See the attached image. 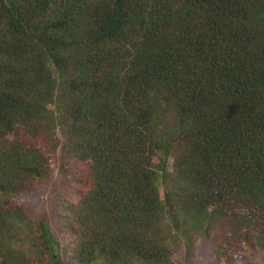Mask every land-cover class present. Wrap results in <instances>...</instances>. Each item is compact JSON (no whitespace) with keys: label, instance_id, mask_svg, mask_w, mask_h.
<instances>
[{"label":"trees","instance_id":"1","mask_svg":"<svg viewBox=\"0 0 264 264\" xmlns=\"http://www.w3.org/2000/svg\"><path fill=\"white\" fill-rule=\"evenodd\" d=\"M71 159L78 264H173L166 218L263 250L264 0H0V264H61L15 201Z\"/></svg>","mask_w":264,"mask_h":264},{"label":"rangeland","instance_id":"2","mask_svg":"<svg viewBox=\"0 0 264 264\" xmlns=\"http://www.w3.org/2000/svg\"><path fill=\"white\" fill-rule=\"evenodd\" d=\"M55 137L62 139L59 132ZM24 138L26 139V134ZM52 155V151L48 150L47 156ZM51 163L53 177L38 188L29 185L28 191L23 192L15 202L19 200L28 203L35 213L45 216L53 238L59 242L61 264H78L73 255L74 235L67 230L65 223L70 216V208L78 203L86 189L85 163L71 159L64 169H60L57 160H52ZM160 193L163 196L164 187H160ZM166 221L171 228L169 235L172 236L173 232L177 236V240L173 242V264H264V249L257 246L249 248L244 245L240 247L242 253L237 256L239 259L230 257L231 252L234 253L230 234L225 233L218 226H214L211 231L203 235L187 225L177 229L175 224L179 226L181 223L179 220L173 222L166 218ZM182 230L186 234L187 241L184 238V242H179ZM9 243L12 255L15 253V257L26 255L32 258L34 247L24 225L15 224L14 235Z\"/></svg>","mask_w":264,"mask_h":264}]
</instances>
